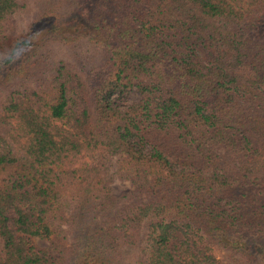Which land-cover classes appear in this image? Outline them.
<instances>
[{"label":"trees","instance_id":"16d2710c","mask_svg":"<svg viewBox=\"0 0 264 264\" xmlns=\"http://www.w3.org/2000/svg\"><path fill=\"white\" fill-rule=\"evenodd\" d=\"M0 264H264V0H0Z\"/></svg>","mask_w":264,"mask_h":264},{"label":"rangeland","instance_id":"374dc122","mask_svg":"<svg viewBox=\"0 0 264 264\" xmlns=\"http://www.w3.org/2000/svg\"><path fill=\"white\" fill-rule=\"evenodd\" d=\"M32 20V17H27L25 19H23V21H21L19 23V29L22 30V28ZM62 55L63 57H67L68 56V52L67 49H61L60 51H57L56 56H60ZM137 100V94L133 93L132 96L129 99V102H135ZM115 158H106V159H95V160H89L88 161V165L89 167H99L101 164H105V166L108 168V173H107V177H111L113 179V182L111 184V188L113 191V197L114 199H119L121 198L125 193L129 192L130 189V184L128 182H120L118 181L116 178H114L112 176V169L115 166ZM123 201H121L119 204H122ZM35 244L38 248H48L49 245L47 242L42 241V240H36Z\"/></svg>","mask_w":264,"mask_h":264}]
</instances>
